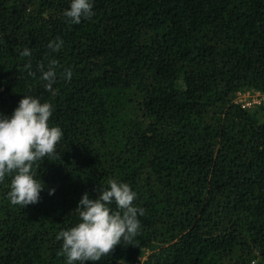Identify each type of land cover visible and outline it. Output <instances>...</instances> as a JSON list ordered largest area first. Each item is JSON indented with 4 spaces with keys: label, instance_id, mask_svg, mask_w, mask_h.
Here are the masks:
<instances>
[{
    "label": "trees",
    "instance_id": "1",
    "mask_svg": "<svg viewBox=\"0 0 264 264\" xmlns=\"http://www.w3.org/2000/svg\"><path fill=\"white\" fill-rule=\"evenodd\" d=\"M147 252L264 264V0H0V264Z\"/></svg>",
    "mask_w": 264,
    "mask_h": 264
},
{
    "label": "rangeland",
    "instance_id": "2",
    "mask_svg": "<svg viewBox=\"0 0 264 264\" xmlns=\"http://www.w3.org/2000/svg\"><path fill=\"white\" fill-rule=\"evenodd\" d=\"M241 96H242L243 100H246L248 97H250V98H252V99H250V101H253V102L259 101L261 99L260 95H259L260 98L259 97L258 98L257 97L253 98V96L250 95V94H244V95H241ZM247 103H249V102H247ZM252 110H255V108H253ZM147 255H148V252L145 254V256L139 258V260L136 263H124L123 262V264H143V262L145 261V258L147 257Z\"/></svg>",
    "mask_w": 264,
    "mask_h": 264
},
{
    "label": "built area",
    "instance_id": "3",
    "mask_svg": "<svg viewBox=\"0 0 264 264\" xmlns=\"http://www.w3.org/2000/svg\"><path fill=\"white\" fill-rule=\"evenodd\" d=\"M259 101H255L254 103H258ZM251 103H247L246 106H250ZM252 264H256L255 262H253Z\"/></svg>",
    "mask_w": 264,
    "mask_h": 264
}]
</instances>
